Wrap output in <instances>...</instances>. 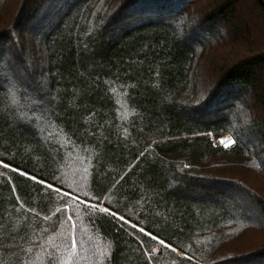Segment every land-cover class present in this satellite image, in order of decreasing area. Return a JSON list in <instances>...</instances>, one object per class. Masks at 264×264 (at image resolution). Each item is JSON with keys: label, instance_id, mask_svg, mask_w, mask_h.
<instances>
[{"label": "trees", "instance_id": "trees-1", "mask_svg": "<svg viewBox=\"0 0 264 264\" xmlns=\"http://www.w3.org/2000/svg\"><path fill=\"white\" fill-rule=\"evenodd\" d=\"M260 181V0H0V264H264Z\"/></svg>", "mask_w": 264, "mask_h": 264}, {"label": "rangeland", "instance_id": "rangeland-1", "mask_svg": "<svg viewBox=\"0 0 264 264\" xmlns=\"http://www.w3.org/2000/svg\"><path fill=\"white\" fill-rule=\"evenodd\" d=\"M203 57H205V54L203 55ZM202 57V59H203ZM198 69L202 72V73H206L205 71V65H204V60H200V62L198 63L197 65ZM225 139H228V140H231L233 141L230 136H226L224 137L222 140H225ZM218 145L224 149H227V148H230L233 143H231L230 145L231 146H225L224 144H221L220 141L218 143ZM260 185L262 186V188L264 189V181H260L259 182ZM250 239H253V242L252 243H255L257 242L258 240L261 239V236L258 235V236H252ZM65 245L62 243V240H61V243H59L58 241L53 244H50L47 248H45L41 253L35 255V257L33 258V260H31V263L30 264H42V262H47V263H53V264H57V261L60 257V254L59 252L60 251H63V247ZM75 249H73L74 251ZM65 252V251H63ZM76 258H78L79 260L82 259V256H77ZM59 263V262H58Z\"/></svg>", "mask_w": 264, "mask_h": 264}, {"label": "snow or ice", "instance_id": "snow-or-ice-1", "mask_svg": "<svg viewBox=\"0 0 264 264\" xmlns=\"http://www.w3.org/2000/svg\"><path fill=\"white\" fill-rule=\"evenodd\" d=\"M220 143L221 144H224L225 146H228L229 144L233 143V141H231V140H229V141L221 140ZM3 167L7 168L8 165L7 164H4ZM57 191H59V190H57ZM63 195L67 196L68 193H63ZM71 199L72 200H77V197L76 196H72ZM79 203L81 205H84L86 208H90V209H93V210H97V205L94 204V203L86 204L85 201H83V200H80ZM98 210L100 212H103V213H106V214L109 212V210L107 208H99ZM112 214L115 215L114 213H112ZM152 239H156V237L153 236ZM160 243L163 244V241H160ZM165 246H167V245H165ZM72 247L73 248L76 247V242L75 241H73ZM172 251H176V249L173 248Z\"/></svg>", "mask_w": 264, "mask_h": 264}, {"label": "water", "instance_id": "water-1", "mask_svg": "<svg viewBox=\"0 0 264 264\" xmlns=\"http://www.w3.org/2000/svg\"><path fill=\"white\" fill-rule=\"evenodd\" d=\"M260 2L264 5V2H263V0H260Z\"/></svg>", "mask_w": 264, "mask_h": 264}, {"label": "built area", "instance_id": "built-area-1", "mask_svg": "<svg viewBox=\"0 0 264 264\" xmlns=\"http://www.w3.org/2000/svg\"><path fill=\"white\" fill-rule=\"evenodd\" d=\"M225 141H229L228 139H225ZM228 146H231L230 144Z\"/></svg>", "mask_w": 264, "mask_h": 264}]
</instances>
